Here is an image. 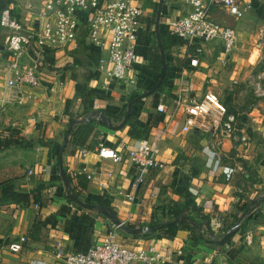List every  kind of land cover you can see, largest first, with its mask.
I'll use <instances>...</instances> for the list:
<instances>
[{"label":"crops","instance_id":"1","mask_svg":"<svg viewBox=\"0 0 264 264\" xmlns=\"http://www.w3.org/2000/svg\"><path fill=\"white\" fill-rule=\"evenodd\" d=\"M38 1L0 0V13L11 9L28 33L40 23ZM248 1L252 9L255 0ZM180 3L142 2L137 58L127 74L134 85L100 72L84 46L78 51L27 48L20 64L36 66L39 85L23 89L22 103L13 88L4 91L2 68L11 55L4 47L8 31L0 28V264H55L57 247L63 254L84 253L113 223L129 229L117 230L120 246L152 249L157 264H264V103L248 104L243 87L232 88L247 62L233 52L230 66L223 67L220 44L201 45L200 67L188 65L192 48L171 37L167 27L169 19L188 12ZM153 54L159 55V68L149 61ZM182 72L188 74L189 97L200 101L211 91L221 100L225 90L233 98L225 106L248 146L234 149L231 140L223 141V165L234 169L228 178L206 167L202 149L212 138L181 130L185 114L175 110L173 99ZM4 94L8 103L1 106ZM161 103L164 113L157 111ZM89 120L97 122L84 145L75 146L71 129ZM4 131L11 137L3 138ZM135 142L155 149L161 165L148 169L136 186L139 174L128 156ZM99 144L114 149L120 161L100 159ZM78 171L82 174L74 176ZM11 192H39L38 202H16ZM213 219L222 224L215 239L209 231ZM230 230L234 235L225 245L214 244ZM20 236L27 244L10 252L8 245Z\"/></svg>","mask_w":264,"mask_h":264},{"label":"built area","instance_id":"2","mask_svg":"<svg viewBox=\"0 0 264 264\" xmlns=\"http://www.w3.org/2000/svg\"><path fill=\"white\" fill-rule=\"evenodd\" d=\"M144 0H44L40 13V23L35 30L24 33L20 22L13 16L12 10L4 8L0 13V28L8 31L4 47L11 55L2 68L5 79L4 91L13 88L15 100L22 103L19 95L25 87H36V66L21 67L20 60L27 48L40 50H60L69 48L78 51L81 47L96 53L98 70L104 71L111 80L124 85H134L135 78L127 76L136 61V43L139 38V23L143 16ZM188 7L183 16L168 20L167 27L171 37L192 48L186 54L188 65L197 69L203 54L201 45L218 41L219 61L223 67L230 66L236 49L237 37L233 28L225 26L215 19V12L242 19L250 10L248 0H175ZM30 7V6H29ZM187 73L179 77L178 89L173 99L175 110L185 114L182 132L197 131L212 138L202 152L207 156L206 167L216 173L220 170L228 178L233 168L223 165L221 148L225 139L231 140L233 148L247 147V138L240 133L234 114L211 91H207L200 101L188 96L190 84ZM247 85L254 98L264 99V69L247 76ZM207 85L208 81L205 82ZM232 81V88L238 84ZM232 88L229 91H232ZM18 95V96H17ZM8 103L5 94L1 106ZM159 113L166 111L164 104L157 106ZM101 119L98 114L95 117ZM32 121L35 119L32 118ZM2 137L8 139L10 132L4 131ZM84 154V151H81ZM96 155L102 160L113 163L120 161V155L112 148L99 144ZM131 164L137 169L139 177L134 185L142 183V175L150 168H160L156 150L146 143L135 142L129 149ZM69 173H72L69 171ZM80 171L73 172L79 176ZM60 175V174H58ZM90 178L89 176L87 177ZM130 200L132 198H129ZM121 224L113 223L101 242L84 253L63 254L57 247L55 264H157L159 256L151 249L128 250L117 241V230ZM209 231L213 239L222 234V224L218 219L211 220ZM26 236H20L17 242L8 245L12 253H19L27 244ZM249 244L250 242L247 241Z\"/></svg>","mask_w":264,"mask_h":264},{"label":"rangeland","instance_id":"3","mask_svg":"<svg viewBox=\"0 0 264 264\" xmlns=\"http://www.w3.org/2000/svg\"><path fill=\"white\" fill-rule=\"evenodd\" d=\"M43 3L44 0H40L37 4L41 10ZM184 6L185 5L180 3L181 8ZM184 9L187 10V6H185ZM214 18L219 20V22L225 26L234 29L237 37V45L234 54L239 60L242 58L244 62H247L243 71L238 73L237 81L239 83L236 85L243 87L244 92L248 97V99L244 97L243 100L248 104H257L258 102L264 103V99L253 97L252 90L248 87L246 79L248 75H254L264 69V0H255L251 12L247 13L242 19L225 16L222 13L217 12H215ZM206 44L216 45L219 44V42L214 41ZM221 100H223V103L226 106L233 102L232 96L228 95L225 90L221 95Z\"/></svg>","mask_w":264,"mask_h":264},{"label":"trees","instance_id":"4","mask_svg":"<svg viewBox=\"0 0 264 264\" xmlns=\"http://www.w3.org/2000/svg\"><path fill=\"white\" fill-rule=\"evenodd\" d=\"M0 9H2V8L0 7ZM83 48H86V47H83ZM84 52H86V51H84ZM87 54H88V57L89 58L92 57L91 60H93V61H95V59H96V61L98 60V56H97L96 53L87 50ZM149 61H150V63L152 65H153V63H155L156 64V67L159 68V65H160L159 55L153 54V56H150L149 57ZM229 110L230 109H228V111ZM95 122H97V121L89 120V122H87V123H84V122L81 123V122H79V123L76 124L77 129L75 131H73V128L71 129V131L69 133V136H71L72 143L75 146H83L84 145L85 141L89 137V135H90V133H91L93 127H94ZM132 129L133 130H137L138 132H140L139 128L136 127V126H133ZM132 129L130 130V132H131L130 135L131 136H133ZM141 133H142V130H141ZM38 194H39V192H34V193H31V194L13 193V192H11L9 194V197L11 199H13L14 201H16V202H19V203H22V204H27L30 201L38 202ZM180 213L181 212L176 213L175 216L178 217L180 215ZM175 223H176V221H175ZM191 232H192V240H196V235H195L196 231H195V228H192V231Z\"/></svg>","mask_w":264,"mask_h":264},{"label":"water","instance_id":"5","mask_svg":"<svg viewBox=\"0 0 264 264\" xmlns=\"http://www.w3.org/2000/svg\"><path fill=\"white\" fill-rule=\"evenodd\" d=\"M163 75H164V71L162 72V75H161V78H160L159 85H160V83H161V81H162ZM121 227H122L123 230H125V231H129V229H127L125 226H122V225H121ZM130 232H133V231H130ZM233 235H234V231H233V230H230V231H229V232H228V233L222 238L221 241H215V240H213V241H214V244H216V245H218V246H223V245H225V244L229 241V239H230Z\"/></svg>","mask_w":264,"mask_h":264}]
</instances>
